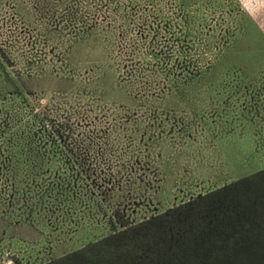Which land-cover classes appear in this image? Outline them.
<instances>
[{"label":"rangeland","instance_id":"obj_1","mask_svg":"<svg viewBox=\"0 0 264 264\" xmlns=\"http://www.w3.org/2000/svg\"><path fill=\"white\" fill-rule=\"evenodd\" d=\"M262 168L264 0H0V264Z\"/></svg>","mask_w":264,"mask_h":264},{"label":"trees","instance_id":"obj_2","mask_svg":"<svg viewBox=\"0 0 264 264\" xmlns=\"http://www.w3.org/2000/svg\"><path fill=\"white\" fill-rule=\"evenodd\" d=\"M50 103L35 105L40 129L74 154ZM115 217L111 233L41 264H264V168L142 220Z\"/></svg>","mask_w":264,"mask_h":264},{"label":"flooded vegetation","instance_id":"obj_3","mask_svg":"<svg viewBox=\"0 0 264 264\" xmlns=\"http://www.w3.org/2000/svg\"><path fill=\"white\" fill-rule=\"evenodd\" d=\"M14 264V263H13Z\"/></svg>","mask_w":264,"mask_h":264},{"label":"water","instance_id":"obj_4","mask_svg":"<svg viewBox=\"0 0 264 264\" xmlns=\"http://www.w3.org/2000/svg\"><path fill=\"white\" fill-rule=\"evenodd\" d=\"M13 264V263H12Z\"/></svg>","mask_w":264,"mask_h":264}]
</instances>
